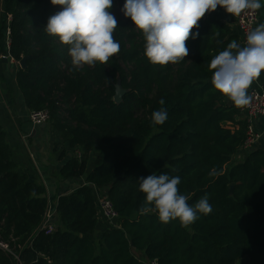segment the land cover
I'll return each instance as SVG.
<instances>
[{"label":"trees","instance_id":"obj_1","mask_svg":"<svg viewBox=\"0 0 264 264\" xmlns=\"http://www.w3.org/2000/svg\"><path fill=\"white\" fill-rule=\"evenodd\" d=\"M124 3L113 0L110 9L119 53L107 64L76 69L68 47L44 31L61 6L0 0V55L8 39L5 54L17 63L25 106L47 111L63 142L80 152L64 162L61 176L84 178L57 198L53 231L41 230L49 205L45 188L14 170L0 126V242L9 248H0V264H264V148L234 158L246 121L242 109L214 89L208 67L230 41L239 43L238 36L209 14L193 29L197 38L186 41L183 61L153 65L144 56L143 34L121 11ZM117 80L127 90L119 103L113 101ZM161 108L167 120L153 124L151 114ZM161 173L180 177L190 205L207 194L212 212L198 214L187 228L142 214L138 180ZM102 195L118 218L99 232Z\"/></svg>","mask_w":264,"mask_h":264},{"label":"clouds","instance_id":"obj_2","mask_svg":"<svg viewBox=\"0 0 264 264\" xmlns=\"http://www.w3.org/2000/svg\"><path fill=\"white\" fill-rule=\"evenodd\" d=\"M51 4L62 10L49 17L44 31L68 47L73 68L107 64L119 53L121 46L113 35L117 19L110 11L113 0H51ZM217 7L239 17L264 5L261 0H125L121 11L143 34L145 58L153 65L166 66L188 56L186 41L199 35L193 29ZM208 67L214 89L236 108L248 107L252 101L248 90L264 72V23L246 33L243 46L230 41ZM159 103L163 105L165 101L161 99ZM166 120L164 108L151 114L153 124L162 125ZM138 183L139 191L145 195L140 212L155 213L163 224L178 220L187 228L199 218L198 214L207 215L213 210L207 194L190 205L188 196L181 194L178 187L179 176L151 174L141 177Z\"/></svg>","mask_w":264,"mask_h":264},{"label":"crops","instance_id":"obj_3","mask_svg":"<svg viewBox=\"0 0 264 264\" xmlns=\"http://www.w3.org/2000/svg\"><path fill=\"white\" fill-rule=\"evenodd\" d=\"M261 3L264 5V0H261ZM209 14L226 23L231 28V33L238 36L239 43L242 42V33L234 16L219 9L208 12L206 17ZM259 23H264V7L258 10V22L254 28ZM7 50L6 45L4 52L8 53ZM5 53L1 55L7 56ZM16 68L17 63L13 59L10 60V66L0 59V126L6 132V141L12 153L14 170L20 174H25L30 181H35L44 186L48 204L52 209L59 196L74 192L84 181V178L65 179L60 174L64 162L76 155L75 150L77 149L71 150L49 121L40 124H33L30 121V111L25 106L23 96L16 86ZM253 89L264 90V72L253 82L248 91ZM226 102L232 104L227 98ZM252 125L258 134L253 148H264V116L254 118ZM245 156L246 150L240 148L234 158L237 161H242ZM93 163L94 159L92 158L88 165V171L93 167ZM99 193L101 190H98ZM52 213V220L56 219V212L53 210ZM97 217L99 218L97 225L99 232L107 228L108 224H113L101 216L99 212Z\"/></svg>","mask_w":264,"mask_h":264},{"label":"built area","instance_id":"obj_4","mask_svg":"<svg viewBox=\"0 0 264 264\" xmlns=\"http://www.w3.org/2000/svg\"><path fill=\"white\" fill-rule=\"evenodd\" d=\"M239 30L242 33V44H245L246 41V33L251 31L256 23L258 22V10L255 12H245L242 13L241 16L235 17ZM7 38L9 34V29L7 28ZM7 49H8V39L6 41ZM7 56H10L7 54ZM6 57L5 55H1L0 58ZM11 58V57H10ZM12 59V58H11ZM252 96L251 104L248 107L242 109L243 118L246 121V138L243 143L244 150H250L253 148V145L258 137V134L255 132V129L252 125V120L258 116H264V90L262 89H253L249 92ZM29 119L33 124H40L49 120V114L47 111H30ZM75 154L79 157L80 152L75 150ZM98 212L108 221L114 222L118 218L116 211L113 208L112 202L106 197L103 196L99 198L98 201ZM54 208H50L48 205L46 212L43 216V222L40 226L41 230H44L46 233H50L53 231L54 226L52 224V212ZM0 248L4 251H9L8 245L0 242ZM147 264H158L156 260H152L147 262Z\"/></svg>","mask_w":264,"mask_h":264},{"label":"water","instance_id":"obj_5","mask_svg":"<svg viewBox=\"0 0 264 264\" xmlns=\"http://www.w3.org/2000/svg\"><path fill=\"white\" fill-rule=\"evenodd\" d=\"M206 15H207V13L205 14L204 17H206ZM204 17H203V18H204ZM10 60H11L10 56H6V57H2V58H1V61H2L3 63H5L6 65H8V66H10ZM24 64H25V58H23V59L18 63V65H20V67H23ZM126 91H127L126 89L122 88L121 83H120V80H117V82H116V84H115V93H114V96H113V101H114L115 103H119V102H121V101H122V96H123V94H124ZM90 186H92V185H90Z\"/></svg>","mask_w":264,"mask_h":264},{"label":"rangeland","instance_id":"obj_6","mask_svg":"<svg viewBox=\"0 0 264 264\" xmlns=\"http://www.w3.org/2000/svg\"><path fill=\"white\" fill-rule=\"evenodd\" d=\"M102 197H103V195H102ZM102 197H101V198H102ZM146 264H147V263H146ZM237 264H246V263H245V260H242L241 262H239V263H237Z\"/></svg>","mask_w":264,"mask_h":264}]
</instances>
